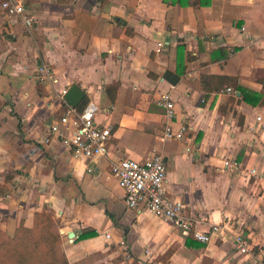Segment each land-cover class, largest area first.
Instances as JSON below:
<instances>
[{"label":"crops","instance_id":"obj_1","mask_svg":"<svg viewBox=\"0 0 264 264\" xmlns=\"http://www.w3.org/2000/svg\"><path fill=\"white\" fill-rule=\"evenodd\" d=\"M172 1L26 0L23 17L0 8V183L8 179L0 244L21 221L32 227L45 207L69 264H264V104L200 85L202 76L226 75L261 90L264 0ZM42 62L55 82L37 78ZM177 65L184 71L172 83L164 74L175 75ZM73 84L99 105L96 122L112 127L111 158L160 153L167 192L184 203L191 230L228 221L232 231L203 243L128 208L106 158L77 159L53 139L49 124L65 107L57 94ZM166 92L172 127L187 126L183 140L162 139L157 101ZM225 159L241 167H225ZM233 231L247 240L248 254L236 249Z\"/></svg>","mask_w":264,"mask_h":264},{"label":"built area","instance_id":"obj_2","mask_svg":"<svg viewBox=\"0 0 264 264\" xmlns=\"http://www.w3.org/2000/svg\"><path fill=\"white\" fill-rule=\"evenodd\" d=\"M26 0H2L0 8L7 17H23L25 15ZM0 28V37L2 36ZM37 78L40 81L53 83L55 77L48 63L42 62L37 70ZM225 91L232 92L231 87ZM67 90L57 94L59 102L65 106L62 114L49 124V135L66 147L73 157L86 159L92 162L98 158H106L109 162V170L117 179L118 186L124 193V202L128 208L142 209L154 217L168 222L173 227L182 229L185 233L192 232V236L200 242H209L214 235L229 233L232 231V223L228 221L211 225L208 231L192 229V219L187 215L182 201L172 198L166 189V166L160 153H152L142 160L131 158H111L109 156V144L112 136V127L104 126L96 122V115L100 110L94 101H88L78 110L69 105L64 95ZM163 109L164 126L162 129L163 140H183L186 125H180L178 129L172 127L175 116L174 104L168 92L163 93L157 101ZM261 120V116H257ZM46 141H50L49 137ZM225 167L239 168L241 164L236 159H225ZM88 172L92 167H88ZM252 176L258 179L255 170L250 171ZM234 230V229H233ZM110 239L109 233L105 234ZM232 238L236 249L241 254L250 252L249 244L239 231L232 232ZM124 242L121 241V245Z\"/></svg>","mask_w":264,"mask_h":264},{"label":"trees","instance_id":"obj_3","mask_svg":"<svg viewBox=\"0 0 264 264\" xmlns=\"http://www.w3.org/2000/svg\"><path fill=\"white\" fill-rule=\"evenodd\" d=\"M172 2L182 6L208 5L209 0H173ZM218 52H220V56H218L220 58L227 55L226 52L221 54V50ZM183 71L177 65L175 75L171 76L172 73L166 72L164 78L176 83ZM259 82L262 84L259 92L249 90L240 85L236 77L226 75L202 76L200 85L205 93L220 92L226 87H231L233 90L231 93L232 100L236 99L235 92L238 91L241 94V97L237 99L238 101L256 106L264 104V75L259 79ZM86 103L87 100L83 99L77 109L81 110ZM7 180L5 178L4 182L0 183V197L7 194ZM60 244L61 235L58 231V225L52 214L43 207L34 212L32 227L24 226V222L21 221L13 235L0 244V264H69L68 259L60 249Z\"/></svg>","mask_w":264,"mask_h":264},{"label":"water","instance_id":"obj_4","mask_svg":"<svg viewBox=\"0 0 264 264\" xmlns=\"http://www.w3.org/2000/svg\"><path fill=\"white\" fill-rule=\"evenodd\" d=\"M236 95L239 96L240 93L237 91ZM83 98L84 91L76 84L71 85L64 95L65 101L72 107H77L82 102ZM68 236H73V232H70Z\"/></svg>","mask_w":264,"mask_h":264},{"label":"rangeland","instance_id":"obj_5","mask_svg":"<svg viewBox=\"0 0 264 264\" xmlns=\"http://www.w3.org/2000/svg\"><path fill=\"white\" fill-rule=\"evenodd\" d=\"M64 106V105H63ZM61 111H62V109H61ZM61 111H60V114H61ZM57 114H59V113H57ZM59 114V115H60ZM13 173H14V171H12V170H10L9 171V173L8 174H6L7 176H9L10 177V175L12 176L13 175ZM12 181H10V183H11ZM13 183V182H12ZM13 184H15V185H17L18 184V182H16V181H14V183Z\"/></svg>","mask_w":264,"mask_h":264}]
</instances>
